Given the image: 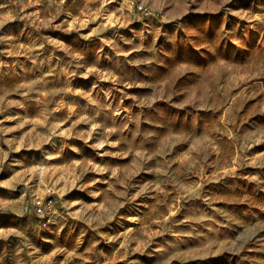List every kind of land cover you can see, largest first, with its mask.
Returning <instances> with one entry per match:
<instances>
[{
	"label": "rangeland",
	"instance_id": "obj_1",
	"mask_svg": "<svg viewBox=\"0 0 264 264\" xmlns=\"http://www.w3.org/2000/svg\"><path fill=\"white\" fill-rule=\"evenodd\" d=\"M0 264H264V0H0Z\"/></svg>",
	"mask_w": 264,
	"mask_h": 264
},
{
	"label": "built area",
	"instance_id": "obj_2",
	"mask_svg": "<svg viewBox=\"0 0 264 264\" xmlns=\"http://www.w3.org/2000/svg\"><path fill=\"white\" fill-rule=\"evenodd\" d=\"M140 10H143V7H138ZM54 202H53V200H49L48 202H46V203H42V204H39L38 206H37V211L39 212V213H44V209H45V207H49L50 209L49 210H51V208L53 207V204Z\"/></svg>",
	"mask_w": 264,
	"mask_h": 264
},
{
	"label": "trees",
	"instance_id": "obj_3",
	"mask_svg": "<svg viewBox=\"0 0 264 264\" xmlns=\"http://www.w3.org/2000/svg\"><path fill=\"white\" fill-rule=\"evenodd\" d=\"M207 24L209 25V28H210V34H212V36H214L215 35V28H216V26H213L214 25L213 23H207ZM197 39L199 41V45L202 44V41H201L202 38H201V36L198 37ZM225 57H227V56H225Z\"/></svg>",
	"mask_w": 264,
	"mask_h": 264
}]
</instances>
